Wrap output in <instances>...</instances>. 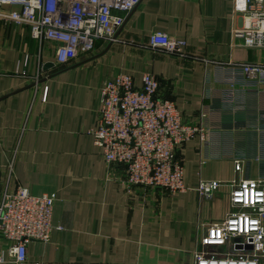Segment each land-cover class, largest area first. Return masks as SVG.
I'll use <instances>...</instances> for the list:
<instances>
[{"label": "crops", "instance_id": "1", "mask_svg": "<svg viewBox=\"0 0 264 264\" xmlns=\"http://www.w3.org/2000/svg\"><path fill=\"white\" fill-rule=\"evenodd\" d=\"M114 13L125 23L113 43L46 71L48 47L41 52L27 28L0 23V192L55 193L52 222L63 227L48 243H28L24 264H193L207 225L231 210L229 183L264 180V85L239 82L229 91L230 64H264V50L234 37L245 18L233 15L231 0H140L131 13ZM156 32L184 41V56L152 49ZM118 73L137 88L142 74L153 75L157 96L188 123L205 115L209 141L194 137L176 154L185 192H126L121 168L93 144L100 87ZM199 181L220 183L213 199L198 195Z\"/></svg>", "mask_w": 264, "mask_h": 264}, {"label": "built area", "instance_id": "2", "mask_svg": "<svg viewBox=\"0 0 264 264\" xmlns=\"http://www.w3.org/2000/svg\"><path fill=\"white\" fill-rule=\"evenodd\" d=\"M139 3L0 0V23L27 28L39 50L48 47L52 63L62 66L81 55H91L97 42L113 43L125 23V17L114 12L129 14ZM231 8L233 15L245 18L243 28L233 32L234 37L242 39L247 48L264 50V0H231ZM149 46L184 56L186 43L156 32L150 35ZM27 64L25 57L23 66ZM230 65L229 91L239 82L264 85V64ZM42 75L39 63L34 82H40ZM158 91L159 82L149 73L142 74L138 88L125 73H118L100 87L97 119L90 134L104 162L121 168V184L128 193L134 188L185 192L184 169L176 154L194 137L202 143L210 139L203 113L188 123L172 101L157 96ZM242 166L241 159L234 160L236 172H241ZM219 187L217 181H199L196 192L211 200ZM229 187L231 210L221 221L207 225L193 252V264H264V180H234ZM55 200V193L33 195L24 187L0 192V238L6 251L0 253V264L6 259L24 264L28 243H48L53 232L63 230L52 222Z\"/></svg>", "mask_w": 264, "mask_h": 264}, {"label": "water", "instance_id": "3", "mask_svg": "<svg viewBox=\"0 0 264 264\" xmlns=\"http://www.w3.org/2000/svg\"><path fill=\"white\" fill-rule=\"evenodd\" d=\"M54 67V64L52 62H47L43 65V70L46 71L50 68H53Z\"/></svg>", "mask_w": 264, "mask_h": 264}]
</instances>
